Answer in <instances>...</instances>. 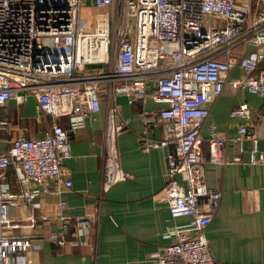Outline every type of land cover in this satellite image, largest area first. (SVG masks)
Returning a JSON list of instances; mask_svg holds the SVG:
<instances>
[{
	"label": "built area",
	"instance_id": "built-area-1",
	"mask_svg": "<svg viewBox=\"0 0 264 264\" xmlns=\"http://www.w3.org/2000/svg\"><path fill=\"white\" fill-rule=\"evenodd\" d=\"M81 1L0 0V108L11 97L18 105L26 103L28 92L34 96L35 110L51 117L46 136L28 139L21 128L5 149L0 146V264H31V237L5 232L9 206L19 197L34 210L39 208V195L58 194L72 186L64 166L72 155L69 132L58 120L66 116L68 129L76 133L88 116L98 112L105 96L103 193L116 182L131 179L119 162L117 138L127 131L128 121L120 116L115 98L123 96L131 104L143 100L148 89L159 106L141 119L146 123L157 119L164 137L143 141L141 150H165L162 194L168 212L172 218L189 216L188 225L195 230L190 235L172 225L167 236L174 241L154 254L153 264H217L205 230L223 193L206 185L204 164L264 166V153L258 147V137H264V112H253L259 136L241 126L228 140L211 126L204 159L200 136L208 116L204 104L210 101L209 94L217 97L222 92L236 67L242 78L233 85L264 99V68H259L264 59V0H91L93 7L103 9L95 16L94 32L79 30ZM244 42L249 45L246 53L232 52ZM222 55L228 57L222 60ZM251 112L243 102L231 109L230 116L249 118ZM8 126L0 117V133ZM245 140L250 141L248 162L239 155L224 156L228 141L237 143L242 152ZM9 169L17 194L8 191ZM64 210L60 202L51 215L39 214L44 224L54 222L58 229L49 230L46 240L63 246L70 236L73 243L83 244L89 218L72 220L63 215ZM259 264H264V255Z\"/></svg>",
	"mask_w": 264,
	"mask_h": 264
},
{
	"label": "crops",
	"instance_id": "crops-1",
	"mask_svg": "<svg viewBox=\"0 0 264 264\" xmlns=\"http://www.w3.org/2000/svg\"><path fill=\"white\" fill-rule=\"evenodd\" d=\"M92 6L91 0L81 3ZM93 7V6H92ZM95 8V7H94ZM96 9V8H95ZM97 10V9H96ZM249 50L247 42L233 48L236 55ZM264 54V46L261 49ZM228 56L222 55L225 60ZM264 68V59L259 68ZM242 78L236 67L230 71L222 92L208 95L210 101L204 105L208 116L203 122L201 157L208 156V139L211 126L228 140L238 134L245 126L250 133L259 136V123L253 112L264 111V99L255 93L242 91L233 85ZM148 95L143 100H133L131 104L123 96L115 98L120 116L128 121V129L117 138L121 168L131 175L130 180L118 181L107 191L101 193L102 143L106 119L105 96L97 113L85 119V125L76 133L68 127L66 116L58 121L68 130L71 157L65 168L72 186L61 193L39 195L36 199L39 208L32 210L24 200L8 208L9 217L6 234L11 237H31L28 260L32 264H153L154 254L162 252L166 245L174 241L167 236L172 225L181 227L187 234L195 230L190 227V217L172 218L168 212L162 191L165 186V150L152 147L142 151V143L159 141L164 137L163 127L156 119L149 123L141 119L145 112L156 110L159 106ZM26 103L18 105L14 97L0 108V117L6 118L9 126L0 133V146L5 149L9 141L21 132L26 138L44 137L50 131L51 117L35 110L34 96L27 92ZM246 102L251 115L230 116L233 107ZM258 147L264 153V137H258ZM250 141L245 140L242 152L238 144L228 141L223 148L225 157L237 156L248 162ZM206 185L223 193L217 212L205 230V236L217 264H259L264 255V166L204 164ZM181 180V179H180ZM8 191L18 193L14 173L7 171ZM185 186V185H184ZM65 205L63 215L76 219L89 218L87 238L83 244L72 242L67 237L63 246H56L46 240L49 230H58L56 224H44L39 214L51 215L55 207ZM200 205L202 202H199ZM37 230V233L35 231Z\"/></svg>",
	"mask_w": 264,
	"mask_h": 264
},
{
	"label": "rangeland",
	"instance_id": "rangeland-1",
	"mask_svg": "<svg viewBox=\"0 0 264 264\" xmlns=\"http://www.w3.org/2000/svg\"><path fill=\"white\" fill-rule=\"evenodd\" d=\"M102 10L103 9L96 10L94 7L82 2L80 4V11L78 16L79 30L82 32H94L96 28L95 16L97 13L101 12ZM128 23H129V31L133 32L135 27V23L133 19H131Z\"/></svg>",
	"mask_w": 264,
	"mask_h": 264
},
{
	"label": "trees",
	"instance_id": "trees-1",
	"mask_svg": "<svg viewBox=\"0 0 264 264\" xmlns=\"http://www.w3.org/2000/svg\"><path fill=\"white\" fill-rule=\"evenodd\" d=\"M260 112H264V111L262 110V111H260Z\"/></svg>",
	"mask_w": 264,
	"mask_h": 264
}]
</instances>
